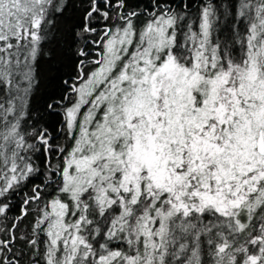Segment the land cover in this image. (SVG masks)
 <instances>
[{
  "label": "snow or ice",
  "instance_id": "1",
  "mask_svg": "<svg viewBox=\"0 0 264 264\" xmlns=\"http://www.w3.org/2000/svg\"><path fill=\"white\" fill-rule=\"evenodd\" d=\"M0 264H264V0H0Z\"/></svg>",
  "mask_w": 264,
  "mask_h": 264
}]
</instances>
